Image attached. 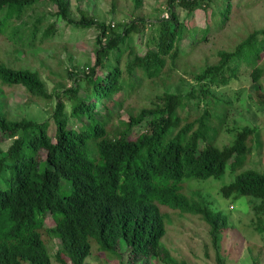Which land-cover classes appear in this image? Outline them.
Here are the masks:
<instances>
[{
    "label": "trees",
    "instance_id": "obj_1",
    "mask_svg": "<svg viewBox=\"0 0 264 264\" xmlns=\"http://www.w3.org/2000/svg\"><path fill=\"white\" fill-rule=\"evenodd\" d=\"M41 1L0 0V38ZM46 1L57 5L70 25L97 28L96 62L82 83L65 92L69 112L64 97L55 94L59 100L53 134L50 122L11 120L0 111V143L11 142L6 153L0 152V264H54V260L85 264L92 242L104 253L121 260L126 257L127 264H178L163 243L170 218L166 210L200 216L218 248L227 217L213 210L200 193L191 192L189 185L221 180L228 169L235 178L222 187L223 196L247 197L255 215L252 225L263 234L264 173L244 169L254 153L263 149L261 132L245 127L232 144L221 149L210 136V119L219 116L209 108L222 105L224 111L226 103L215 90L237 78L244 65L251 68L255 83L261 81L264 29L252 32L233 50H221L217 63L193 73L197 87L185 94L167 90L124 122L119 113L124 101L114 99L134 86L128 78L159 81L167 87L174 70L187 67L197 47L210 42L206 35L201 38L202 29L191 34L181 19V12L206 9L209 0H168L169 17L151 25L146 40L142 39V53L134 46V36L145 30L144 20L118 27L86 16L75 21L65 0ZM225 2L219 4L228 6L227 20L232 7ZM41 23L34 25L32 43ZM54 33L50 28L43 39ZM186 39L191 40L187 53L181 44ZM0 85L23 87L35 100L55 101L37 71L10 67L1 57ZM202 105L201 117L186 114L189 107ZM138 129L141 132L133 138ZM49 216L53 228L47 227ZM47 236L61 242L55 257ZM217 259L224 264L219 255Z\"/></svg>",
    "mask_w": 264,
    "mask_h": 264
},
{
    "label": "rangeland",
    "instance_id": "obj_2",
    "mask_svg": "<svg viewBox=\"0 0 264 264\" xmlns=\"http://www.w3.org/2000/svg\"><path fill=\"white\" fill-rule=\"evenodd\" d=\"M228 1L232 10L227 20L225 12L228 6L220 5L222 2L226 3L225 0H209L206 9L200 8L192 13L187 10L181 12V19L191 34L195 35L197 29H202L201 38L206 35L210 42L197 47L187 59L185 63L187 67L181 65L174 70L167 87L159 81L156 84L150 80L141 83L137 78H128V82L134 81V86L129 85L114 99L116 102L124 101L123 109L119 111L120 120L129 121L131 113L138 114L143 107L149 106L157 95L167 90L185 94L194 86L197 87L192 78L193 73L200 72L207 64L217 63V54L221 50H233L252 32L264 29V0ZM65 2L70 19L75 21L86 16L118 27L144 20L145 30L134 36V46L138 53L143 52L141 44L146 40L147 36L144 35L149 33L151 25L169 17L168 0H65ZM60 15L57 5L46 0L41 1L33 6L27 17L17 23L15 29L0 38V57L5 64L16 69L37 71L48 93L55 98V101L51 102L35 100L23 87L0 85V111L6 113L11 120L50 122L52 134L56 129L53 113L59 100L55 94H60L62 99L64 97L69 112L65 92L82 83L89 69L94 67L96 38L99 34L97 28L74 27ZM39 20L42 21L40 30L32 43L30 34ZM50 28L54 30V35L43 39L45 32ZM181 44L183 52L190 51V39ZM261 65H264V59ZM171 67L175 68L173 65ZM184 68L188 73L184 72ZM100 73L104 74L103 71ZM77 78L81 80L78 82ZM215 92L226 103L224 111L222 105L216 110L209 108L213 114L219 116V119L213 117L210 119V126L213 128L210 136L215 145L221 149L229 146L234 142L237 132L245 127L260 130L263 149L254 153L244 169H257L264 173V75L259 83H255L251 77V68L244 65L237 78ZM114 104L115 102L110 103L112 109L115 107ZM103 108L99 107L100 110ZM204 109V105L199 108L189 107L186 114L201 117ZM221 117L224 118L222 123ZM138 132H141L140 129L133 138L137 137ZM10 145V141L0 143V152L6 153ZM234 178L228 169L221 180L212 178L206 182L189 185L191 192L200 193L213 210L227 217V226L221 230L218 248L214 246L209 225L200 216L181 215L179 212L166 210L170 218L163 243L178 264H219L218 255L224 264H253L254 261L256 264H264V233H260L252 225L255 215L248 198L227 199L222 194V187L230 184ZM46 224L48 228L55 226L50 216ZM45 239L52 256L55 257L61 242L48 236ZM92 246V254L85 264H122V261L128 263L126 257L121 260L112 254L102 252L95 242H92ZM53 263L59 264L55 260Z\"/></svg>",
    "mask_w": 264,
    "mask_h": 264
}]
</instances>
